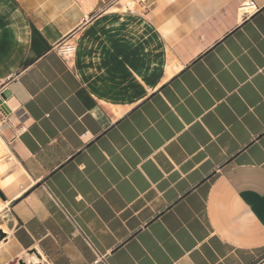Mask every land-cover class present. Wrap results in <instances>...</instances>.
Segmentation results:
<instances>
[{"label":"crops","instance_id":"obj_1","mask_svg":"<svg viewBox=\"0 0 264 264\" xmlns=\"http://www.w3.org/2000/svg\"><path fill=\"white\" fill-rule=\"evenodd\" d=\"M145 1L0 0V264H264V0Z\"/></svg>","mask_w":264,"mask_h":264},{"label":"built area","instance_id":"obj_2","mask_svg":"<svg viewBox=\"0 0 264 264\" xmlns=\"http://www.w3.org/2000/svg\"><path fill=\"white\" fill-rule=\"evenodd\" d=\"M135 4L126 3V7L129 10L136 9V4H139L143 8H148L146 5L145 0H133ZM76 51V44L72 41H69L68 43H64L60 45L59 52L61 56L65 59H69L73 53ZM0 99H2V103L0 104V115L2 114L3 119L0 120V128L10 127L12 128L14 126V119L10 116H8L7 109H6V103L7 99L3 97V91L0 92ZM99 259H96L94 263H97Z\"/></svg>","mask_w":264,"mask_h":264},{"label":"bare ground","instance_id":"obj_3","mask_svg":"<svg viewBox=\"0 0 264 264\" xmlns=\"http://www.w3.org/2000/svg\"><path fill=\"white\" fill-rule=\"evenodd\" d=\"M130 3V2H129ZM3 152L9 153L10 154V148L8 146V144L6 143V141L4 140V138L2 137V135H0V177L1 175L5 172L8 163L2 159L3 156ZM12 155V153H11ZM13 155H12V160H13ZM9 173V172H8ZM7 181H11L12 182V178H7L5 180H0V189H3L6 187V183ZM6 196V194H5ZM15 196V194H14ZM8 199V198H7ZM10 203V202H9ZM8 204V200H5L4 198H2V196L0 195V213L3 211V209L7 206ZM8 234V229H6L5 227H2L0 225V247L4 244H6V240L8 239V236L6 235ZM12 242V241H11ZM15 243L13 242V245ZM6 247V246H5ZM7 249V248H5ZM9 249V248H8ZM24 253V252H23ZM21 255V254H20ZM27 255V254H26ZM25 258V257H22ZM29 261H33V262H37L38 261V257L35 254L28 255L27 258ZM25 260V259H24ZM26 261V260H25ZM9 264V263H8Z\"/></svg>","mask_w":264,"mask_h":264},{"label":"water","instance_id":"obj_4","mask_svg":"<svg viewBox=\"0 0 264 264\" xmlns=\"http://www.w3.org/2000/svg\"><path fill=\"white\" fill-rule=\"evenodd\" d=\"M3 97H6V91L3 92ZM2 103V99H0V104ZM0 195L4 198V194L3 192L0 190ZM26 264L24 263V261H21V260H16V261H13V262H10L9 264Z\"/></svg>","mask_w":264,"mask_h":264},{"label":"rangeland","instance_id":"obj_5","mask_svg":"<svg viewBox=\"0 0 264 264\" xmlns=\"http://www.w3.org/2000/svg\"><path fill=\"white\" fill-rule=\"evenodd\" d=\"M136 6H137V8L139 7V5L138 4H136ZM3 119V117H2V114L0 115V120H2ZM1 129H3V128H0V132H1ZM3 154V156H2V158H8L9 157V154L8 153H6V152H3L2 153ZM6 188V187H5ZM2 192H4V194H5V191L4 190H2V189H0ZM3 198V197H2ZM1 251V250H0Z\"/></svg>","mask_w":264,"mask_h":264}]
</instances>
